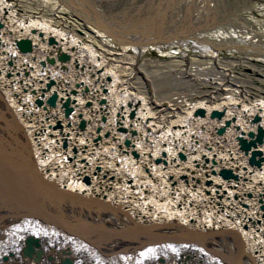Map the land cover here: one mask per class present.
<instances>
[{"label":"bare ground","instance_id":"obj_1","mask_svg":"<svg viewBox=\"0 0 264 264\" xmlns=\"http://www.w3.org/2000/svg\"><path fill=\"white\" fill-rule=\"evenodd\" d=\"M59 1L50 10L48 2L41 8L24 0H0V93L22 127L34 169L56 181L60 188L98 196L120 206L133 218L165 223L178 233L185 229L236 231L242 237L244 252L240 254L239 242L232 236L208 243L221 255L203 252L188 243L149 242L139 246L134 239L102 242L98 250L85 239L36 219L0 244V264H61L62 257H69L73 264H230L233 260L236 264H264V160L259 167L250 165L237 139L240 134L247 137L257 124L264 126V59L258 54L261 66L253 64L260 69V78L236 70L229 79L226 69L244 61L241 56L245 54L250 57L252 53H264V29L245 16L254 0H170L173 14L167 33H193L177 38H168L164 33L163 38L145 45L119 40L122 36L137 38L135 32L121 30L132 25L127 14H115L134 0H110V4L99 0L101 6L98 0ZM110 7V12L105 10ZM135 8L139 6L130 12L135 13ZM94 9L101 12L105 23L120 28L115 40L103 28L95 26L97 32L89 28L88 23H92L87 19H95ZM216 27L232 28L239 38H215L208 31ZM50 36L55 38L54 43L49 42ZM21 38L31 39V50L18 48L16 40ZM109 38L122 47L112 46ZM169 43L175 45L173 53L186 50L192 43L194 51L208 44L214 47L215 55L227 49L238 51L240 57L220 61L219 66L209 60L202 62L200 54H193L191 60L176 56L156 69L142 64L146 71L141 75L154 77L153 97L158 103L153 106L146 78L143 80L133 69L137 58L129 53L132 48L128 45H137L136 50L143 52V47L164 49ZM59 52L69 57L60 60ZM169 72L175 74L178 83L162 89L153 74ZM51 79L54 82L47 86ZM243 84H247L246 89L241 88ZM54 91L56 104L50 105L46 98ZM163 92L169 93L165 95L167 104L163 103ZM67 97L73 109L66 116L61 104ZM37 98L42 99V105ZM163 107L171 111L177 108L185 116L180 112L178 119L166 122L170 119L165 115L157 117ZM198 107H203L205 113H196ZM213 109L224 113L212 116ZM255 115L259 116L256 122ZM187 118H192L194 125L184 134L179 130L170 135L163 132L174 130L177 122ZM82 119L84 127L80 126ZM57 121L60 126H54ZM220 126L225 127L224 131H217ZM126 138L134 139L126 144ZM258 148L264 155V141ZM181 151L185 157L179 155ZM158 156L160 161H156ZM221 167L231 168L237 178H223L215 172ZM85 175L89 182L84 180ZM57 198L49 204L60 216L63 200ZM110 219L118 224L129 222L125 215ZM30 235L38 240L33 243L32 257L23 255L25 238Z\"/></svg>","mask_w":264,"mask_h":264},{"label":"water","instance_id":"obj_2","mask_svg":"<svg viewBox=\"0 0 264 264\" xmlns=\"http://www.w3.org/2000/svg\"><path fill=\"white\" fill-rule=\"evenodd\" d=\"M99 1V0H98ZM114 0H111V3ZM136 0L133 1L127 8L122 9L115 14L122 15L127 14V18L131 21V26H124L121 28L124 32H135L134 35L137 38L130 39L128 37H119V40L125 43H134L137 45H145L148 42L156 41L163 38V34H166L168 38L185 37L191 35V32H177L170 31L167 33L166 26H171L169 23L172 12L170 9L173 3L182 1L174 0L173 3L170 0ZM106 4H110V0L106 1ZM135 2V3H134ZM88 2L86 1V4ZM89 4V3H88ZM147 4V5H146ZM205 4V3H204ZM98 5H103L102 1L98 2ZM135 6L133 12H130ZM95 19L91 23L99 28L105 29L115 40V37L119 35L116 33L120 28L112 27L110 23H105L100 17V11L94 9ZM79 18L85 19L83 15L77 13ZM135 19V20H134ZM2 23L0 21V27ZM122 31V32H123ZM197 31V30H196ZM136 32L138 34H136ZM171 33V34H170ZM49 42L54 43L55 38L49 37ZM16 45L21 51H27L32 49V41L30 38H21L16 40ZM69 57L66 52H59L58 58L65 60ZM50 62H54V58H49ZM110 79V76H107ZM54 82L51 79L47 86H50ZM106 88H104L105 90ZM57 100V92H52L47 98L46 102L50 105H55ZM37 103H43L41 98H37ZM103 101V100H102ZM62 107L64 113L67 116L73 109L71 105V99L67 97L62 101ZM196 113L204 114L205 109L198 107L195 110ZM135 110L130 111V115L133 116ZM224 113V110L213 109L211 111L212 116L220 117ZM259 119L258 115H255L253 121L256 122ZM229 120L226 121V124ZM60 122L54 126H60ZM85 120L80 121V126L84 127ZM120 130H126L125 127L119 126ZM225 127H218L217 131H224ZM22 127L18 122L16 115L12 109L4 100L3 95L0 93V244L14 235L20 233L27 228L34 220L40 219L45 223H51L53 226L61 229L67 234L85 239L93 247L101 250L103 246L102 242H110L113 239L118 240H137L139 246L151 243H188L191 246L196 245L203 249V252L209 254L221 255L220 251L212 249L208 243L214 240L220 241L223 236H232L239 242L241 247L240 254L244 252L242 237L235 231L225 229H185L182 233L168 230L170 229L168 224L147 222L144 220H138L127 214L120 206L114 205L111 202L101 199L98 196L79 194L67 190L66 188H60L59 184L53 179L45 177L42 173L34 169V158L29 151L28 143L26 142L22 132ZM135 132V131H132ZM239 147L247 155V161L250 165L261 166L264 160L263 151L258 148V144L264 141V126L257 124L255 130H249L247 137L243 135H237ZM130 139L126 138L125 143L129 144ZM66 141L63 142L65 146ZM134 155H138L137 151H133ZM181 157H185V154L179 152ZM161 157H157L156 161H160ZM32 166H31V165ZM223 178H237V174L231 168L221 167L218 171ZM84 180L89 182V177L84 176ZM210 181L207 180V183ZM50 195H54V198L61 197L63 202L60 203V208H63V215L57 216L56 212H53L48 206L49 203L56 201ZM63 206V207H62ZM55 207V206H54ZM261 207L264 208V202L261 203ZM122 214V215H121ZM125 215L129 222L118 224L110 218H117ZM126 222V221H125ZM38 240L30 235L25 238V246L23 247V255L32 257L35 253L33 243ZM209 243V244H210ZM207 244V245H206ZM120 251L119 249H113ZM35 258H38V252ZM8 255H4V259H7ZM229 263L236 264L235 261ZM16 264V263H13ZM61 264H73V261L69 257H62Z\"/></svg>","mask_w":264,"mask_h":264},{"label":"rangeland","instance_id":"obj_3","mask_svg":"<svg viewBox=\"0 0 264 264\" xmlns=\"http://www.w3.org/2000/svg\"><path fill=\"white\" fill-rule=\"evenodd\" d=\"M24 1H29L30 3H32V5H34V7H41V8L43 7L44 3L48 2L47 3V7L49 9L52 8V6L55 3L60 2L59 0H48L47 2H46V0H24ZM63 1H66V0H63ZM111 9H112V7L105 8V10L108 11V12H110ZM50 10H52V9H50ZM71 12L72 11H69V17L72 16ZM245 16L249 19V21L254 26L261 27V28L264 29V0H254V4L251 7H249V9L245 10ZM77 22L80 23V21H78V20H77ZM88 26H89V28H94L96 30V32L98 31L95 28L94 25L88 23ZM209 32H210L211 35L213 34L214 36L213 35L212 36L215 37V38L227 39V38H230L233 35L236 38H239V35H237L234 32V30L232 28H229V27H225V28L224 27H216L213 30L208 31V33ZM198 34H200V33L198 32ZM109 40H110L112 46L118 47V48L122 47V45L118 44L117 42L112 41L110 38H109ZM169 44H170L168 46L169 48H164V49H160V47H158V46H156V47H153V46L143 47L145 49V51H143V52H138V50H136V48H139V47H137V45H132V44L128 45L129 47L132 48L131 50H129V53L132 54V56H135L137 58V60L134 61L133 69H134V71L137 74H140L139 76H141L143 80H145V78H146L145 82H146V85H147L148 89L151 92V101H152L153 106H155V104L158 103V102H156L155 96L153 97V91H154L153 78L154 77L152 79H150V78L147 79V77L145 75H143V76L141 75V74H145L144 71H146V70H144V66L142 67V64L146 63V64L149 65V68L152 69V68L155 67L154 69H156L157 67H164L166 65L165 62L173 61L176 58V56L177 57L186 58V59L189 58L191 60L192 57H193V54H196V56L200 54V55L203 56V57H199V58H201L200 60L202 62H207L209 60L213 65L217 64L219 66L220 61H226V60L230 61V60H233V59H236V58L240 57V53L238 51H236L237 53H235V52H231L230 50H227V49L220 50L219 54L215 55V53L213 52L214 47H212V46H210L208 44H201L202 45L201 49H199V50L196 49V51H194V49H192L193 48L192 47V43H190L188 45L189 48H186V50L176 51L175 53H173L172 51H173V49H175V45H173L171 43H169ZM208 50L212 51L213 53L209 54L208 52H206ZM187 51H190V52L187 54ZM233 51H235V50H233ZM170 53H173L174 55L170 54ZM258 54L264 59V53L263 54H261V53H252L251 54L252 57L251 56L249 57V55L246 56V54H245L244 56H241L244 59V61H242V62L239 61V62L230 64V66L226 67V69H228L229 72H230L229 75H228L229 79L234 76L236 70L237 71L238 70H241V71L244 70V72H246L248 74H251L254 77L256 76L257 78H260L261 77V75H260L261 71H258L260 69H258V68L253 66L254 63L257 64L258 66H261L260 65L261 61H258L257 58H256V56H259ZM207 57H209L210 59H208ZM213 58H215V60ZM151 61L155 62L156 66L152 65L150 63ZM261 67L264 68V60L262 62V66ZM153 75L156 76L155 77V81H157V83L159 84V86L161 88L163 87L162 89L168 88V87H175L177 85V83H178V82L175 81L176 80L175 79L176 76L172 72H169V73H166V74L154 73ZM174 82H176V83H174ZM236 84L240 85L242 83L237 82ZM183 85L181 84L180 87H185ZM246 85L243 84L241 86V88L246 89ZM161 94H162L161 95L162 98H164V99L166 98L165 95H169V93H165V92H163ZM168 102H169V100H167V99H165V101H163V103H165V104H167ZM153 106H151V107H153ZM153 111L156 112L155 107L153 108ZM180 112H181V110H180ZM180 112H179V110H177V108H176V110L171 111V110H166V108L163 107L160 111H158L157 117L162 118L165 115V119H170L169 121H166V122H170L173 119H176V118L178 119V114H180ZM181 116L183 117L185 115L181 112ZM191 119L189 121H188V118L186 119V121H182L181 120V121L176 123V126H178V127H175V128L173 127L174 130L166 131V129H163V132H166L168 135H170L173 132H177V130H179L181 132V134H184L185 130L189 131V128L191 127V125H194V124L191 123L192 122ZM179 124H182V126H181L182 129L181 130L179 128ZM163 126H164V124H163ZM174 134H177V133H174ZM126 177L127 176H125L124 178H126ZM49 208L52 209V207L50 205H49ZM173 229L175 230L176 228H170L168 230H173ZM139 250L140 249L134 250L133 252H139ZM93 259L95 260V258H93Z\"/></svg>","mask_w":264,"mask_h":264},{"label":"flooded vegetation","instance_id":"obj_4","mask_svg":"<svg viewBox=\"0 0 264 264\" xmlns=\"http://www.w3.org/2000/svg\"><path fill=\"white\" fill-rule=\"evenodd\" d=\"M87 244H89V243H87ZM155 244H157V243H155ZM90 246L93 248V245L90 244ZM94 248H95V247H94Z\"/></svg>","mask_w":264,"mask_h":264},{"label":"built area","instance_id":"obj_5","mask_svg":"<svg viewBox=\"0 0 264 264\" xmlns=\"http://www.w3.org/2000/svg\"><path fill=\"white\" fill-rule=\"evenodd\" d=\"M134 138H132L131 140H133ZM159 157V156H158ZM137 158V157H136Z\"/></svg>","mask_w":264,"mask_h":264}]
</instances>
